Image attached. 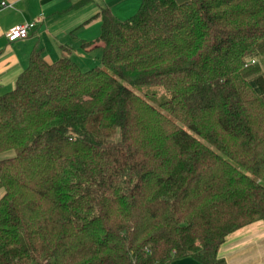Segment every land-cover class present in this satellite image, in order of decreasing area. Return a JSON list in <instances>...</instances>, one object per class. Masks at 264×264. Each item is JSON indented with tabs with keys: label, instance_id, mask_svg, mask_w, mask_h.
Instances as JSON below:
<instances>
[{
	"label": "trees",
	"instance_id": "obj_1",
	"mask_svg": "<svg viewBox=\"0 0 264 264\" xmlns=\"http://www.w3.org/2000/svg\"><path fill=\"white\" fill-rule=\"evenodd\" d=\"M98 15L100 65L36 48L0 94V264H227L228 234L264 221V0Z\"/></svg>",
	"mask_w": 264,
	"mask_h": 264
},
{
	"label": "crops",
	"instance_id": "obj_2",
	"mask_svg": "<svg viewBox=\"0 0 264 264\" xmlns=\"http://www.w3.org/2000/svg\"><path fill=\"white\" fill-rule=\"evenodd\" d=\"M3 0H0V2ZM12 3L0 9V94L15 87L16 79L29 63L34 49L49 62L69 57L82 69L101 64V18L98 12L109 7L112 13L127 19L139 9L142 0H6ZM185 2L188 0H177ZM40 20L26 38L9 40L8 30L26 21ZM219 256L227 264H264V221L241 227L226 237ZM170 264H202L191 256Z\"/></svg>",
	"mask_w": 264,
	"mask_h": 264
},
{
	"label": "rangeland",
	"instance_id": "obj_3",
	"mask_svg": "<svg viewBox=\"0 0 264 264\" xmlns=\"http://www.w3.org/2000/svg\"><path fill=\"white\" fill-rule=\"evenodd\" d=\"M54 60H52L53 62ZM257 62H260L257 60ZM262 63V62H261ZM264 68V63H263ZM112 74L111 70H108ZM125 85L133 89L136 93L146 98L151 104L161 108V104L172 98L173 92L166 90L159 85H131L130 83L123 81ZM197 136V135H196ZM120 137V130H118L113 136L112 140H116ZM15 152L13 150L0 154V159L13 156ZM4 194V188L0 187V198Z\"/></svg>",
	"mask_w": 264,
	"mask_h": 264
},
{
	"label": "built area",
	"instance_id": "obj_4",
	"mask_svg": "<svg viewBox=\"0 0 264 264\" xmlns=\"http://www.w3.org/2000/svg\"><path fill=\"white\" fill-rule=\"evenodd\" d=\"M8 6H12V3L6 0L0 2V9ZM39 20L40 18H36L35 20L26 21L12 26L7 32V38L11 41L26 38L29 34V30L32 29ZM255 62L256 60L252 59L249 63Z\"/></svg>",
	"mask_w": 264,
	"mask_h": 264
}]
</instances>
